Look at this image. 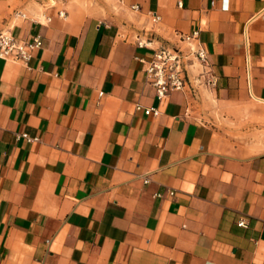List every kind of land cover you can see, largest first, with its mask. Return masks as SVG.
Wrapping results in <instances>:
<instances>
[{"label": "crops", "instance_id": "1", "mask_svg": "<svg viewBox=\"0 0 264 264\" xmlns=\"http://www.w3.org/2000/svg\"><path fill=\"white\" fill-rule=\"evenodd\" d=\"M194 32L215 85L160 101L143 60ZM0 33L42 40L0 59V264H264V0H0Z\"/></svg>", "mask_w": 264, "mask_h": 264}, {"label": "built area", "instance_id": "2", "mask_svg": "<svg viewBox=\"0 0 264 264\" xmlns=\"http://www.w3.org/2000/svg\"><path fill=\"white\" fill-rule=\"evenodd\" d=\"M181 39L188 43L186 50L181 47H163L156 50L150 59H142L146 65L147 81L155 88L156 97L160 101L164 100L171 92L182 91L186 88L188 67L193 66L195 62H199V65L202 66V70L197 76L200 83L207 86L215 85V80L211 77V71L208 70V64H206V52L194 44V41L198 39L197 32L182 35ZM139 44L146 45L143 42ZM41 46L42 40L38 35L31 41H17L11 34L0 33V59L28 63L34 52ZM145 112L157 114V110L154 108L147 109ZM239 225L244 226L245 223L240 222Z\"/></svg>", "mask_w": 264, "mask_h": 264}, {"label": "rangeland", "instance_id": "3", "mask_svg": "<svg viewBox=\"0 0 264 264\" xmlns=\"http://www.w3.org/2000/svg\"><path fill=\"white\" fill-rule=\"evenodd\" d=\"M256 140H259V141L261 140V142H262V144L264 146V129L261 132L256 134ZM260 150L264 151V147L260 148Z\"/></svg>", "mask_w": 264, "mask_h": 264}]
</instances>
